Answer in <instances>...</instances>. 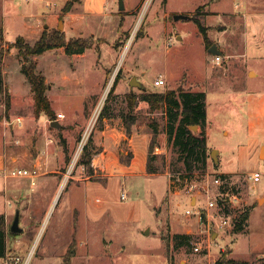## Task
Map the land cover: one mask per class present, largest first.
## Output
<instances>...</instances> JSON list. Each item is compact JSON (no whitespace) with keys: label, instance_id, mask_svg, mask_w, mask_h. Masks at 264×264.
Listing matches in <instances>:
<instances>
[{"label":"rangeland","instance_id":"1","mask_svg":"<svg viewBox=\"0 0 264 264\" xmlns=\"http://www.w3.org/2000/svg\"><path fill=\"white\" fill-rule=\"evenodd\" d=\"M67 1L57 0L58 8ZM44 2L0 0V21L3 10L8 39L0 43V98L6 95L10 99L7 122L0 123V154L4 146L20 140L21 134L13 127L24 123L18 125L16 117L25 116L23 121L32 116L36 126L25 128L33 138L28 146L34 151L33 146L42 139L48 143L52 166L41 171L35 185L26 179V204L4 215L8 255L0 257V264H214L222 252L259 264L263 255L253 253L264 251V0H124V10L119 9V0H105L102 14H85L66 29L67 39L88 37L93 47L82 55L55 48L34 57L55 109V118L42 113L45 118L39 122L31 82L12 43L19 35L34 43L39 36L37 26L42 32H64L58 26L65 13L58 23L49 25L48 17L41 16L50 12ZM179 13L191 18L176 20ZM195 16L206 29L208 45ZM215 43L221 50L220 64L209 51ZM160 74L166 77V84L156 85ZM133 76L148 91L182 86L206 93L207 121L198 131L203 129L209 146L219 151L217 167L210 156L206 173L186 182L187 175L174 170L183 165L168 139L164 109L151 111L146 101H139L132 111L137 117L132 131L148 133L152 139V123L159 124L154 145L158 156L152 163L162 166L164 161V171L122 176L121 186L118 178L109 180V174L97 166L103 156L97 154L101 148L94 143L95 135L104 125V117L102 122L100 118L104 107L114 117L111 123L122 121L126 133L127 93L143 91L131 88ZM58 112L65 117L58 119ZM3 118L1 115L0 120ZM52 120L64 126L57 128ZM126 143L125 139L118 155L124 162L132 156ZM86 145L92 153V175L81 162ZM254 171L262 173L259 181L248 178ZM221 172L229 178L227 190L241 198L237 205L241 209L250 206L251 213L242 231H234L232 225L220 228V217L216 218L213 226L217 232L210 235L186 209H194L190 202L195 205L205 189L220 190L214 177ZM4 179L13 183L19 178L0 176L1 205L6 195ZM87 180L99 182L87 186ZM122 188L128 197L121 205ZM7 196L12 198V192ZM99 200L115 207L123 220H113L109 211L92 220L87 207ZM17 210L23 230L15 233L10 227ZM180 231L191 235L183 246L176 245L175 234ZM72 241L75 254L66 256ZM196 245L201 248L195 250Z\"/></svg>","mask_w":264,"mask_h":264},{"label":"trees","instance_id":"2","mask_svg":"<svg viewBox=\"0 0 264 264\" xmlns=\"http://www.w3.org/2000/svg\"><path fill=\"white\" fill-rule=\"evenodd\" d=\"M74 0H68L64 6V10L69 11L72 8ZM199 24L201 32L204 35V41L206 45L209 44V37L206 33V29L201 22V19L197 16L194 17ZM4 40V31L2 25H0V43ZM93 40L88 37H71L66 38L65 33L61 30H54L51 33L44 31L40 38L34 43H29L26 39L19 35L12 45L18 48V55L20 57L22 70L25 73L28 80L31 82L34 92V112L37 116L42 113L47 114L51 119L55 118V110L52 107L50 98L46 91L48 84L43 74L37 72V64L34 59L44 53L47 50L63 47L67 54L84 53L88 48L93 47ZM115 84L112 86L109 95L115 90ZM9 98V97H8ZM139 101H146L149 104L151 111L157 109H164L166 114V132L168 139L172 142L174 149L177 152V161L181 162L183 167L174 169L180 172L185 177L186 182L194 180L198 173H206L208 167V160L211 156V149L208 145V139L205 131H196L191 128L192 125H198L203 128L207 121V98L204 91H191L186 90L184 87L169 88L165 90L148 91L144 89L140 93L130 91L127 93V117L124 118L126 134L130 136L132 133V126L136 123L137 117L132 113L134 107ZM10 104V99L7 100ZM106 107L101 112V122L103 117H109ZM153 137L149 144L148 160H147V172L154 174L164 171L160 165H154L152 162L157 158V154L154 153L156 137L159 134V124L153 122ZM103 127V125L101 126ZM92 144L90 140L89 144ZM86 145L82 152L81 162L90 170V175L93 174L92 168V153L88 150L89 146ZM67 158V146H64ZM68 159V158H67ZM129 162V160H128ZM215 166H218L217 162H214ZM223 177H227L224 173H218ZM97 180L102 182V178L98 177ZM185 182V183H186ZM222 184L220 189L227 190V184ZM234 190V189H233ZM227 211H231L229 204L226 207ZM251 207L247 206L243 209L237 210V216L235 217L234 231H242L247 226V220L250 217ZM7 229L5 228L4 215H0V257H7ZM191 235L189 233H176L175 240L176 245L183 246L188 244ZM66 252L70 253L72 257L75 254V247H71L72 243ZM169 243V242H168ZM169 259L172 261V257L169 254ZM264 261V257L259 258ZM259 260V261H260ZM214 264H250L247 259L233 258L227 255L226 252H222L220 257L214 262Z\"/></svg>","mask_w":264,"mask_h":264},{"label":"crops","instance_id":"3","mask_svg":"<svg viewBox=\"0 0 264 264\" xmlns=\"http://www.w3.org/2000/svg\"><path fill=\"white\" fill-rule=\"evenodd\" d=\"M26 1L27 2L32 1L34 4L36 1L41 2L43 0H26ZM44 1H45L44 2L45 8L49 9L50 12L43 13L41 16L48 17L47 19H48L49 25L58 23L59 18L62 15V13L63 12L65 13V14L63 13L64 14L63 15V19H64L63 28H64L65 36H66V29L71 28L72 23L76 21L77 18L85 14H89L93 16L100 15V13L103 12V8L105 5L104 4L105 0H83V2L80 3V5L76 4V2L74 1L72 8L69 11H66L64 10L65 5L61 6V8H58L57 0H44ZM1 13H2L1 14L2 20L0 21V25H2L3 27L4 40H8L5 36L3 10L1 11ZM48 24H46L45 27H47ZM42 31H43V28H38L37 26V34L39 35L38 38H40V36L42 35L43 33ZM23 37L26 39L27 42H29L27 37L25 36ZM71 37H76V36H71ZM81 37H84V36H81ZM179 38L181 37L179 36ZM60 49H62L65 52V49L63 47H60ZM84 53H78V54H73V55H82ZM159 76H162L163 78H165V80H167L164 75L160 74ZM58 113H63V112H58ZM63 114L65 117V113ZM20 117L22 119L25 116H20ZM40 117L41 118L39 122H42V120L45 118V115L41 114ZM112 119H114L112 115H110L109 117H104V120H103L104 125L103 127L100 128L99 132L96 133L95 135L94 143L96 144L98 148H101V150L97 152V154L99 153L98 156L99 155L103 156L102 161L97 166H99L102 171H105L109 174V180L111 178H118L117 179L118 183L122 182V176L126 177V176H131L134 174L154 175V174H149L147 172L148 149H149V144L151 140L150 134L134 129L131 135L127 136L125 133L122 121H118L114 123L115 124L114 125L113 123H111ZM22 123L24 124L20 128L13 127L16 134H19V136L21 134L20 140L18 141V143L20 144L18 145V143H16L14 145L10 144L7 147L4 146L3 148L4 152L3 154H0V169L2 168L12 169L16 167L17 168H27V169L35 168L37 169V171L38 170L40 171V172L38 171V175L34 178L35 183L33 185H35L36 179L41 176L42 172L43 173L45 172L43 171L44 168H46L47 166L52 167L51 161H50V155H48L50 154L49 150L51 147H49V144L45 143V141L43 142V139H42L38 145L33 146L34 151H32L29 148L28 144L30 142H33V138L31 139V137L29 136L30 133L25 128H28V129L32 128V125L36 126V120L32 116H28L26 117V120L23 119ZM61 126L63 127L64 125L61 123ZM125 139L127 140V143H126L127 153L129 151L132 153L131 158H129V162H124L118 157L119 152L121 153L124 150L122 145H123V142H125ZM26 140L28 141L27 143H25ZM47 142H49V138L47 139ZM41 147L44 148L43 151H40ZM67 148H68V144H67ZM210 149H212V147H210ZM44 152L46 156L44 155ZM45 157H47L48 160ZM217 163L219 164V162ZM223 172L228 173V172H234V171H223ZM17 178L19 179L13 183H10L6 179H4L3 189L5 190L6 195L3 200V205H1V202H0V215H5L7 212L9 213L10 210L20 208V206H22L23 204H26V196L27 194H29V192L26 190V187L28 186V182L26 179H29L30 183H32V179L29 177H17ZM96 182H99V181L93 182V181L87 180V181H84V184H86L87 186H92V185H95ZM121 185L122 183L120 184V186ZM10 192H12V195H13L12 198H9L7 196V194H9ZM123 192H126L124 188H122L121 193ZM121 193L118 198V203L122 205L123 202L127 198L122 199ZM127 197H128V193H127ZM199 197L196 199L194 197L196 202L199 201ZM190 203L192 204V202ZM12 204H14L13 208L10 207ZM110 209H112V211ZM107 211L111 212L113 216V220L115 221L123 220V217H121L118 214L119 212H116L115 207L109 208L108 205L103 204L102 200L98 204H96V202L92 203L90 208L87 207L86 212L92 220H97ZM120 213H123V210L120 211ZM247 224H248V220H247ZM180 233H183V231H180ZM248 233L250 234V227H249ZM231 251L233 252V249H231ZM256 253L264 256V251L254 252L253 254H256Z\"/></svg>","mask_w":264,"mask_h":264},{"label":"built area","instance_id":"4","mask_svg":"<svg viewBox=\"0 0 264 264\" xmlns=\"http://www.w3.org/2000/svg\"><path fill=\"white\" fill-rule=\"evenodd\" d=\"M214 60L216 63L220 64L222 60V55L217 54L213 55ZM156 85H163L166 84L165 78L162 76H159L155 80ZM6 110H7V96L0 98V116L3 115V120H0V123L2 121H6ZM64 117L63 113H58V119ZM16 122L18 125L22 124V119L20 116L16 117ZM38 175V171L35 168H12V169H6L2 168L0 169V176H3L5 178L8 177H29L32 179V183H35L34 178ZM262 173L259 171H254L252 173H249L248 178L253 181H259L261 179ZM214 182L217 186H220L222 184H225L226 182H230L228 177H223L220 174H217L216 177H214ZM193 185V184H192ZM192 185L190 186L192 188ZM201 202H196L195 205L191 204L194 209L187 208L186 214L195 215L196 220H198V223L203 225L205 229L210 231L214 234V231L217 232V230L214 228V223L216 218L220 217L221 223H219V227L223 228L227 225L234 226L235 224V217L237 216V210H240L241 208L239 205H237L241 198L236 192H230L229 190H219L217 192H210V189L207 188L203 193L200 194ZM122 199L127 198V193L123 192L121 193ZM227 204H229V208L231 211H227L226 207ZM204 229V230H205ZM201 247L199 245H196L194 247L195 250H199ZM264 257V256H263ZM259 264H264V261H261Z\"/></svg>","mask_w":264,"mask_h":264},{"label":"water","instance_id":"5","mask_svg":"<svg viewBox=\"0 0 264 264\" xmlns=\"http://www.w3.org/2000/svg\"><path fill=\"white\" fill-rule=\"evenodd\" d=\"M119 9L120 10H124L125 9V3L124 0H119ZM174 18L176 20L180 19V18H191V16L189 14H183V13H179L176 14L174 16ZM59 29H63V21H60L59 24ZM209 51L213 54V55H217V54H221V50H219L217 48V44L215 43L212 47L209 48ZM0 63H1V58H0ZM1 72V71H0ZM130 86L131 88L134 86L139 87L140 89H146V86L144 85V83H142L141 81L138 80V78L136 76H133L130 80ZM51 124L57 128L61 127V123L58 120H52ZM191 128L193 130H198L199 126L198 125H192ZM218 150L217 149H212L211 150V158L213 159L214 162H218ZM12 232H21L23 230V227H21L20 225V212L17 211L16 215L14 217V220L12 221L11 227H10ZM216 233H214L215 235Z\"/></svg>","mask_w":264,"mask_h":264}]
</instances>
